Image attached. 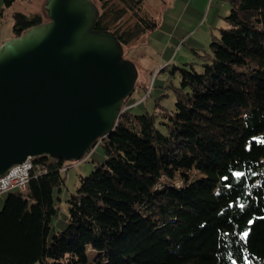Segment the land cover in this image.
I'll use <instances>...</instances> for the list:
<instances>
[{"label": "trees", "instance_id": "obj_1", "mask_svg": "<svg viewBox=\"0 0 264 264\" xmlns=\"http://www.w3.org/2000/svg\"><path fill=\"white\" fill-rule=\"evenodd\" d=\"M144 1H94L95 27L122 46L153 31ZM226 1L208 48L172 65V108L133 112L124 98L96 139L104 161L79 177L50 237L70 160L31 158L25 189L0 209V264H264V0ZM42 21L14 11L12 36Z\"/></svg>", "mask_w": 264, "mask_h": 264}, {"label": "water", "instance_id": "obj_2", "mask_svg": "<svg viewBox=\"0 0 264 264\" xmlns=\"http://www.w3.org/2000/svg\"><path fill=\"white\" fill-rule=\"evenodd\" d=\"M47 20L0 43V176L41 154L84 157L116 125L136 69L94 0H45Z\"/></svg>", "mask_w": 264, "mask_h": 264}, {"label": "rangeland", "instance_id": "obj_3", "mask_svg": "<svg viewBox=\"0 0 264 264\" xmlns=\"http://www.w3.org/2000/svg\"><path fill=\"white\" fill-rule=\"evenodd\" d=\"M94 1L97 3V0ZM44 3L45 0H15L3 10L0 43L13 34L14 11L25 14L39 11L46 20ZM144 5L156 18L157 27L138 35L122 47V56L133 62L136 69L134 90L126 101V106L133 112L158 111L156 102L167 108L173 107V85L178 83V75L172 73V65L196 60L194 50L201 52L208 48L212 36L218 35L219 28L225 26L224 16L230 8L226 0H145ZM2 6L3 0H0V12ZM104 159L102 146L97 142L84 157L69 162L63 171L64 184L53 191L56 212L51 217L49 237L52 232L67 225L66 198L78 186L79 177L88 174L95 163ZM16 190L18 188L13 187L0 193L4 196Z\"/></svg>", "mask_w": 264, "mask_h": 264}, {"label": "built area", "instance_id": "obj_4", "mask_svg": "<svg viewBox=\"0 0 264 264\" xmlns=\"http://www.w3.org/2000/svg\"><path fill=\"white\" fill-rule=\"evenodd\" d=\"M31 158H27L24 162L13 165L4 175L0 176V192L13 187L18 188V190L25 189L29 178V171L32 167Z\"/></svg>", "mask_w": 264, "mask_h": 264}, {"label": "crops", "instance_id": "obj_5", "mask_svg": "<svg viewBox=\"0 0 264 264\" xmlns=\"http://www.w3.org/2000/svg\"><path fill=\"white\" fill-rule=\"evenodd\" d=\"M5 197V195L4 196H1V193H0V204L3 202V198Z\"/></svg>", "mask_w": 264, "mask_h": 264}, {"label": "snow or ice", "instance_id": "obj_6", "mask_svg": "<svg viewBox=\"0 0 264 264\" xmlns=\"http://www.w3.org/2000/svg\"><path fill=\"white\" fill-rule=\"evenodd\" d=\"M236 175H241L240 173H237ZM244 236L246 237L247 236V232L244 233Z\"/></svg>", "mask_w": 264, "mask_h": 264}, {"label": "bare ground", "instance_id": "obj_7", "mask_svg": "<svg viewBox=\"0 0 264 264\" xmlns=\"http://www.w3.org/2000/svg\"><path fill=\"white\" fill-rule=\"evenodd\" d=\"M7 189H10V188H7Z\"/></svg>", "mask_w": 264, "mask_h": 264}]
</instances>
